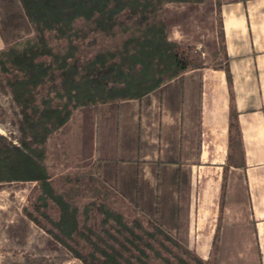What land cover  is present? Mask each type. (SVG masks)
Wrapping results in <instances>:
<instances>
[{
	"label": "rangeland",
	"instance_id": "obj_1",
	"mask_svg": "<svg viewBox=\"0 0 264 264\" xmlns=\"http://www.w3.org/2000/svg\"><path fill=\"white\" fill-rule=\"evenodd\" d=\"M217 1L71 0L70 16L49 14V27L19 0H0V264L235 262L218 257L217 233L188 241L163 226L180 218L110 193L83 162L89 147H80L102 105L120 106L165 75L224 59L210 18ZM257 199L253 219L264 216V195ZM211 205L203 219L215 222L223 205ZM252 250L258 258L238 262L264 264V233Z\"/></svg>",
	"mask_w": 264,
	"mask_h": 264
},
{
	"label": "crops",
	"instance_id": "obj_2",
	"mask_svg": "<svg viewBox=\"0 0 264 264\" xmlns=\"http://www.w3.org/2000/svg\"><path fill=\"white\" fill-rule=\"evenodd\" d=\"M217 2L210 18L224 59L165 75L120 106L102 105L80 147H89L83 162L110 193L180 218L167 229L196 242L217 233L218 257L258 258L252 246L264 216L252 217L264 195V0ZM213 203L223 205L222 218L204 220Z\"/></svg>",
	"mask_w": 264,
	"mask_h": 264
},
{
	"label": "trees",
	"instance_id": "obj_3",
	"mask_svg": "<svg viewBox=\"0 0 264 264\" xmlns=\"http://www.w3.org/2000/svg\"><path fill=\"white\" fill-rule=\"evenodd\" d=\"M19 1L24 6L27 16H30L32 20H34V22L35 21L39 22V19H37L35 15L38 13L39 15L44 16L42 17L41 23L49 27H53L54 20L53 21L51 20V24H46V20H50V19H46L48 18L46 16H49L50 14L51 16L49 17H53L58 20H60L61 18L63 19V17L68 18L71 14L70 12L73 7V5L71 6L69 4L71 0H19ZM72 1L76 2V0H72ZM32 6H34L33 9ZM58 20H56V22Z\"/></svg>",
	"mask_w": 264,
	"mask_h": 264
}]
</instances>
